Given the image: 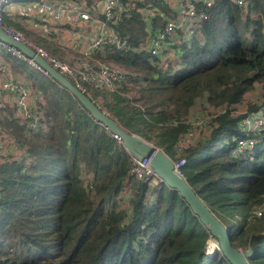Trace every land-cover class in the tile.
<instances>
[{"label": "trees", "instance_id": "1", "mask_svg": "<svg viewBox=\"0 0 264 264\" xmlns=\"http://www.w3.org/2000/svg\"><path fill=\"white\" fill-rule=\"evenodd\" d=\"M135 2L117 29L137 47L147 31L139 10L143 4ZM207 12L201 36L177 49L170 46L175 61L108 45L95 51L94 58L129 74L120 91L91 88L88 97L127 132L173 161L183 158L180 173L231 229L233 246H250V263L264 264V210L255 214L264 208V131L255 135L252 154L230 155L235 140L244 136L241 119L259 109L250 105L235 114L244 94L264 81V0H250L247 8L214 0ZM158 22L154 18L153 24ZM29 35L56 53L51 43ZM9 56L11 71L23 74L42 95L43 112L39 127L29 130L11 110H0L7 137L30 154L28 166L0 154V264H230L221 252L206 253L209 231L161 180L153 186L131 181V209H117L115 199L125 181L135 179L132 156L66 88ZM197 98L221 111L211 116L208 135L176 158L179 138L191 129L188 117Z\"/></svg>", "mask_w": 264, "mask_h": 264}, {"label": "built area", "instance_id": "2", "mask_svg": "<svg viewBox=\"0 0 264 264\" xmlns=\"http://www.w3.org/2000/svg\"><path fill=\"white\" fill-rule=\"evenodd\" d=\"M15 1L25 2V12L31 14L30 23L32 27L43 26L47 33H50V30L46 26V22L50 18L59 20L63 17L67 18L66 24L71 28L83 29L89 23H96L99 30L92 33L86 41L77 40L74 43L73 47L77 54L74 57L68 59L56 57L45 48L29 42L19 30L13 29L4 23L3 14L7 6ZM138 1L143 4V7L139 10L144 14L143 19L147 35L137 47L132 46L128 37L117 29L118 24L128 18L135 9V0H97L90 8L83 7L81 3L66 0H0V28L12 35L13 38L28 45L87 96L90 94L91 88L116 92L120 91L121 85L127 81L129 72L123 67L94 58L93 53L95 51H101L108 45L124 52L142 50L163 61L169 57L168 52L171 53L170 46L175 45L173 43H175L176 36L180 39L177 45H181L186 39L202 34L199 28L202 22L208 19L207 9L214 3V0ZM153 1L159 3L162 7L168 8L169 12H164L159 5H152ZM232 2L240 8H247L249 5L248 0H232ZM98 4L99 7H96ZM93 10L95 14L92 12ZM154 18L159 20L157 24H153ZM75 31L73 30V32ZM0 50L14 58L23 60L31 68L47 75L37 62L26 56L20 49L0 40ZM0 92L13 95L12 114L27 129L36 130L39 127L43 112V107L40 106L39 93L34 91L23 78L12 73L8 62L2 58H0ZM4 107L5 103L1 101L0 109ZM239 126L244 132V136L237 138L230 148V155L234 157H244L253 153L257 143L255 135L264 131V106L260 107L255 113L247 114L241 119ZM199 129L197 130L199 131ZM112 136L120 140L117 135ZM194 141L195 134H192L190 130L188 133L181 135L176 145V158L179 157L185 147L191 145ZM1 153L13 155L26 166L30 161L27 148L14 139L8 138L0 124ZM173 162L175 169L180 172L179 167L185 160L179 158ZM130 172L134 178L143 183H149L153 177L159 178L150 166V158L139 159L132 156ZM261 213L260 208L255 211L257 216H260ZM212 242L215 243L216 248L210 252L209 248ZM205 249L208 255L220 252L218 243L211 234Z\"/></svg>", "mask_w": 264, "mask_h": 264}, {"label": "water", "instance_id": "3", "mask_svg": "<svg viewBox=\"0 0 264 264\" xmlns=\"http://www.w3.org/2000/svg\"><path fill=\"white\" fill-rule=\"evenodd\" d=\"M0 40L20 49L26 56L37 62L52 79L66 88L85 107L91 116L103 125L112 135H117L124 149L132 156L143 159L150 158L153 172L167 186L175 189L185 200L192 213L196 215L203 226L213 236L219 246V251L230 264H251L249 257L252 248L235 247L231 241V229L227 228L198 197L193 188L186 182L182 174L174 167L173 160L152 143L138 135L127 132L115 119L98 107L86 94L78 90L64 75L60 74L45 59L38 55L28 45L12 37L0 28Z\"/></svg>", "mask_w": 264, "mask_h": 264}, {"label": "crops", "instance_id": "4", "mask_svg": "<svg viewBox=\"0 0 264 264\" xmlns=\"http://www.w3.org/2000/svg\"><path fill=\"white\" fill-rule=\"evenodd\" d=\"M52 1H62V0H52ZM70 2H78L85 8H90L96 3L97 0H66ZM99 7V4L96 6ZM26 3L22 1H15L9 4L6 8V11L3 14V21L6 25L16 30H26L27 33H34L45 41L51 43L54 46L56 53L53 54L56 57L63 59H68L74 57L76 51L73 47L74 43L77 40L86 41V39L92 34L96 33L99 30V26L96 23H89L82 28H71L66 24L67 18L63 17L59 20L50 18L46 22V26L49 28L50 33H47L44 30V27H32L30 23V13L25 12ZM95 14V11H92ZM45 26V25H44ZM73 30H76L73 32ZM45 32V33H44ZM34 41V40H33ZM35 42V41H34ZM50 52V51H49ZM0 58L4 59L12 67V63L4 55L0 54ZM14 71V70H13ZM15 72V71H14ZM13 73V72H12ZM15 74V73H14ZM16 75L20 78H23L26 81V78L23 74L16 71ZM27 82V81H26ZM4 102L7 105L2 110H11L13 104V95L7 92H0V102ZM0 109V110H1Z\"/></svg>", "mask_w": 264, "mask_h": 264}, {"label": "rangeland", "instance_id": "5", "mask_svg": "<svg viewBox=\"0 0 264 264\" xmlns=\"http://www.w3.org/2000/svg\"><path fill=\"white\" fill-rule=\"evenodd\" d=\"M248 1L250 3V0H248ZM152 5H159V3L153 1ZM159 6H161V5H159ZM245 10L247 11V9H245ZM252 15L257 18L259 14H258V12H254ZM19 32L29 42L35 44V42L33 41V37L31 35H29V33H27L26 30H24V29L19 30ZM248 33H249V31H246V35H248ZM199 36H201V35H199ZM174 41H175V43H173V44H175V46H176L174 49H177V44H179V41H180L179 37L176 36ZM38 46L45 48L43 42H39ZM179 46L180 45H178V47ZM175 53H176V50H173L171 57L166 58L167 63L176 60V54ZM0 54L4 55L10 61L12 60L9 55L4 53V51L0 50ZM27 82L29 83V81H27ZM39 97H40V100H43L42 95L40 93H39ZM5 105H7V104L5 103ZM250 105H258V108L264 106V81L255 84L252 89H250L247 93L244 94L241 103H239V105L237 106L235 114H241V113L247 112L248 107ZM221 108L222 107H214L213 105L208 104L205 98H197L195 100L194 105L190 108V114L188 117V120H189L190 126H191L190 131L192 132V134H195V140L199 137H202V136L206 137L208 135V133L210 131V129L208 128L209 119H211V115H216L218 112H220ZM197 129H199V131ZM195 131H196V133H195ZM135 180L137 181L136 178L133 180L128 179L125 181L123 188H122V191L117 195V197L115 199L117 209L125 210L127 212L130 211V209H131L130 204H129V200H130V196H131L130 182L135 181ZM158 181H160L159 178L153 177L151 179V181L149 182V185H151V186L156 185ZM108 207H110V205H108ZM259 208L262 211L264 210L263 207H259ZM214 245H215V243H213V242L210 244V246L213 249L216 248V246H214ZM240 248L244 249L242 247H240Z\"/></svg>", "mask_w": 264, "mask_h": 264}, {"label": "bare ground", "instance_id": "6", "mask_svg": "<svg viewBox=\"0 0 264 264\" xmlns=\"http://www.w3.org/2000/svg\"><path fill=\"white\" fill-rule=\"evenodd\" d=\"M214 246H215V245H214ZM214 246H213V247H214ZM209 251H210V252L213 251V248H212L211 246H210V248H209Z\"/></svg>", "mask_w": 264, "mask_h": 264}]
</instances>
